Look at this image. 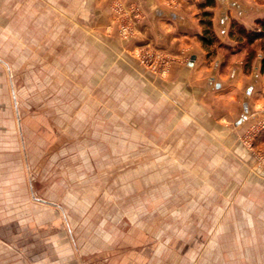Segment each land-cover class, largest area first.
I'll return each mask as SVG.
<instances>
[{"label": "rangeland", "instance_id": "obj_1", "mask_svg": "<svg viewBox=\"0 0 264 264\" xmlns=\"http://www.w3.org/2000/svg\"><path fill=\"white\" fill-rule=\"evenodd\" d=\"M115 15L129 39L127 13ZM30 21L0 8V166L26 154L36 197L64 210L76 264H264V120L241 135L251 158L223 156L195 127L170 128L179 117L139 93L137 68L106 52V31L96 46L82 31L61 47L37 30L49 45L30 47ZM140 52L137 64L158 76Z\"/></svg>", "mask_w": 264, "mask_h": 264}, {"label": "crops", "instance_id": "obj_2", "mask_svg": "<svg viewBox=\"0 0 264 264\" xmlns=\"http://www.w3.org/2000/svg\"><path fill=\"white\" fill-rule=\"evenodd\" d=\"M118 4L127 12L135 6L140 9L141 19H129L133 23L129 39L117 36ZM2 7L15 16L31 17L25 25V31L30 30L25 33V46L49 45V41L35 42L37 30L45 38L52 33L56 41L51 44L61 47L71 34L75 39L82 31H87L89 45L96 46L94 35L106 31V52L127 58L122 64L126 62L131 71L137 68L139 93L147 100L152 93L153 108L159 105L168 117H179L171 129L195 127L202 141L222 148L223 156L251 158L241 135L249 125L264 120V32L248 39L240 31H263L264 0H0ZM77 39L71 44H79ZM8 42L14 47L17 38ZM140 51L167 57L166 75L142 70L133 57ZM14 122L5 133L16 129ZM255 143L264 149V130ZM11 156L9 168L0 166V264H76L75 245H63L61 205L36 197L25 153L20 162L16 154ZM254 171L260 170L255 166Z\"/></svg>", "mask_w": 264, "mask_h": 264}, {"label": "built area", "instance_id": "obj_3", "mask_svg": "<svg viewBox=\"0 0 264 264\" xmlns=\"http://www.w3.org/2000/svg\"><path fill=\"white\" fill-rule=\"evenodd\" d=\"M117 13L121 16V14L124 15V13H127L128 19H141L140 15V9L135 6L130 10V12H127L121 4L116 5ZM126 17V16H125ZM121 23V22H120ZM121 30L124 32L125 36H130L132 32L133 23L129 24H121ZM139 58L142 61V63H154L153 69L159 73V75L163 74L166 75L168 72V68L170 67V61L167 57H165L162 54L155 53L152 51H141L139 53ZM252 131V128L250 129ZM252 137V136H251Z\"/></svg>", "mask_w": 264, "mask_h": 264}, {"label": "trees", "instance_id": "obj_4", "mask_svg": "<svg viewBox=\"0 0 264 264\" xmlns=\"http://www.w3.org/2000/svg\"><path fill=\"white\" fill-rule=\"evenodd\" d=\"M260 25L263 28V31L261 33H257V32L248 33L246 30H243V29L240 32L243 33L248 39H253L255 37H262L263 36V32H264V21L260 22Z\"/></svg>", "mask_w": 264, "mask_h": 264}]
</instances>
